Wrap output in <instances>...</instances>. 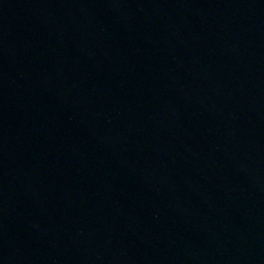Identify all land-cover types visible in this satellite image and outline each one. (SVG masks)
<instances>
[{
  "label": "water",
  "instance_id": "water-1",
  "mask_svg": "<svg viewBox=\"0 0 264 264\" xmlns=\"http://www.w3.org/2000/svg\"><path fill=\"white\" fill-rule=\"evenodd\" d=\"M0 264H264V0H0Z\"/></svg>",
  "mask_w": 264,
  "mask_h": 264
}]
</instances>
